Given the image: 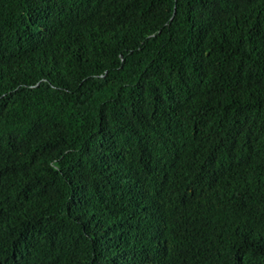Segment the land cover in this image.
<instances>
[{
	"label": "trees",
	"instance_id": "obj_1",
	"mask_svg": "<svg viewBox=\"0 0 264 264\" xmlns=\"http://www.w3.org/2000/svg\"><path fill=\"white\" fill-rule=\"evenodd\" d=\"M0 264H264V0H0Z\"/></svg>",
	"mask_w": 264,
	"mask_h": 264
}]
</instances>
